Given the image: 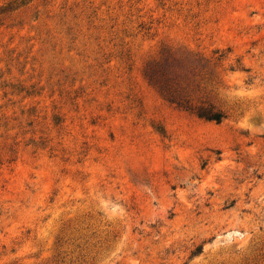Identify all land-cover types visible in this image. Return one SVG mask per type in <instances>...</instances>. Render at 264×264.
Here are the masks:
<instances>
[{
	"label": "rangeland",
	"instance_id": "obj_1",
	"mask_svg": "<svg viewBox=\"0 0 264 264\" xmlns=\"http://www.w3.org/2000/svg\"><path fill=\"white\" fill-rule=\"evenodd\" d=\"M0 264H264V0H0Z\"/></svg>",
	"mask_w": 264,
	"mask_h": 264
},
{
	"label": "trees",
	"instance_id": "obj_2",
	"mask_svg": "<svg viewBox=\"0 0 264 264\" xmlns=\"http://www.w3.org/2000/svg\"><path fill=\"white\" fill-rule=\"evenodd\" d=\"M188 66L187 57L168 53V55H162L159 59L146 65L145 77L167 102L189 112L200 120L222 123L226 115L221 109L213 104L198 105L191 98V88L195 85L189 83L190 79L181 72V69L188 71Z\"/></svg>",
	"mask_w": 264,
	"mask_h": 264
}]
</instances>
